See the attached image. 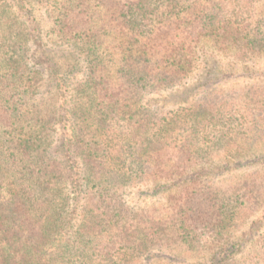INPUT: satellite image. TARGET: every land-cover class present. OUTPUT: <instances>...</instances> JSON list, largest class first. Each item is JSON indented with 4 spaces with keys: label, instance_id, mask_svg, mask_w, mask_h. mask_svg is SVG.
Returning <instances> with one entry per match:
<instances>
[{
    "label": "trees",
    "instance_id": "16d2710c",
    "mask_svg": "<svg viewBox=\"0 0 264 264\" xmlns=\"http://www.w3.org/2000/svg\"><path fill=\"white\" fill-rule=\"evenodd\" d=\"M211 52L264 56V0H0V264H264V83L149 102Z\"/></svg>",
    "mask_w": 264,
    "mask_h": 264
},
{
    "label": "rangeland",
    "instance_id": "374dc122",
    "mask_svg": "<svg viewBox=\"0 0 264 264\" xmlns=\"http://www.w3.org/2000/svg\"><path fill=\"white\" fill-rule=\"evenodd\" d=\"M38 7L39 5H36L33 7L34 12H35L34 15L37 16L38 18H44V16L47 15L46 8H43L42 10H38ZM17 23L23 24V27L25 28H29L30 26L29 25L30 21L26 20V17L24 14H21L20 19L17 20ZM210 56H212L213 60L217 59V62H218L217 66H222V68H219L218 72H214L213 70V73L210 76L209 74H211V72L207 75H202L197 81L193 80L192 82L190 81L189 83H186L185 85L178 86L177 88L173 90L165 91L163 92L162 95H157V96L151 95L150 97H148L149 102L151 104L158 103V105H165V107L169 108L167 110H170L171 108L176 107L178 105L189 104L190 102H192L195 99H198L202 94H205L209 90H212L214 88H217L218 86H221L220 84L224 85L223 88H227L228 86L236 84V83L244 85L246 82H248V80H253L254 78H259L261 82L264 83V56H259L256 58L252 57L253 58L252 60L247 61V63H241L240 65L236 62H233V60L228 59V57H225L224 55H221L216 52L214 53L211 52ZM255 60H257V62L259 63L258 65H253L252 62ZM208 64L209 66H213L212 65L213 63L211 62H209ZM244 67H249L248 73H243ZM241 74H249V76L242 77L240 76ZM219 76H220V79L217 81L216 78H219ZM227 76H233L234 79H229L227 78ZM229 138L242 140L244 138V135L241 133H238L235 136L229 137ZM221 148H223L221 152L219 151L212 152L213 159H215L217 162H220L221 160H224V157L225 158L227 157L228 158L227 160H231L230 162L233 165L245 163L244 165L246 166L240 167L242 168V170H246L247 168H248L247 170H249V169H252L253 167L260 165L259 163L251 164L249 162L253 160V156H249L248 158L244 157L243 160L241 161L238 160L236 157L233 158L234 155L225 156L226 149L224 153V148H226V142ZM143 196H146V195H143ZM149 196H151V194H149ZM146 198L149 199L150 197L146 196ZM153 198L154 200H151V201H154V202L164 201L163 194L158 195L157 193H155ZM173 259H174L173 260L174 264H196V261L198 262V259H196L195 257H190V256L188 258H186L185 256L178 257L179 261H177V259L175 258Z\"/></svg>",
    "mask_w": 264,
    "mask_h": 264
}]
</instances>
